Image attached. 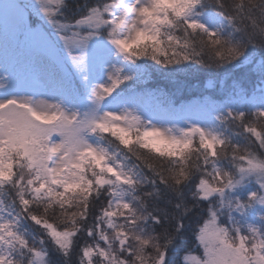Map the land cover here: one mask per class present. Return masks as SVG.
<instances>
[{"label":"snow or ice","instance_id":"1","mask_svg":"<svg viewBox=\"0 0 264 264\" xmlns=\"http://www.w3.org/2000/svg\"><path fill=\"white\" fill-rule=\"evenodd\" d=\"M202 4L203 0H180V6H173L167 16H161L157 14L159 0H110L103 8H87L78 18L75 27H72L78 30L72 31L70 37L65 34L60 38L69 48L70 55L72 51L77 53L71 55V62L85 83L88 81V76L83 75L88 71V49L95 47L98 56L106 59L104 48L98 40L101 30L107 25L115 32L137 15L143 17L145 27L136 28L133 24L135 36L130 42L126 43L123 39L114 41L122 50L126 51L133 44L146 39L162 45L156 48V52L164 51V46H170L173 42H176L177 49L188 47L191 43L192 56L207 55L217 66L237 60L241 64L253 61L258 63L256 58L259 56V65L264 67V51L257 52L259 46L255 36H250L248 47L242 48V45L229 43L219 30H210L194 18L193 8ZM113 9H120V15L117 16ZM43 11L51 16L50 10ZM239 11L238 19L235 13L225 10L222 2L217 4L215 10L236 32H240V25L250 18L243 14L247 11L244 3L239 5ZM31 15H37L33 5L22 3L21 0H0V24L11 26L17 39L33 42L41 39L39 30L29 24ZM177 30L179 35L176 34ZM60 32H64L62 25L57 29V34ZM181 34H184L183 38ZM196 34H200V40L191 41L190 38ZM221 44L226 45V48L214 51ZM177 54L189 59L188 53ZM153 58H156L155 53ZM198 62L204 61L201 59ZM113 71L117 75L111 78L109 84L92 86L94 107L83 117L79 111H66L59 103L49 104V108L55 111L45 114L26 99L9 97L0 100V191L8 184L14 189L10 201L0 199V213L6 214L0 215V264H17L16 256H25L29 264H46L49 242L63 256L70 257L81 233L88 241L94 242L93 246L86 244L79 248L81 264L84 259L91 264L94 256L110 264H128L122 254L126 252L131 257L134 253V248L128 243L133 231L140 225L164 222L167 211L155 198L160 185L167 184L164 173L136 154L133 155L147 170L143 175L137 173L135 168L129 169L122 161L115 163L114 156L88 144L84 135L86 129L103 127L108 123L95 119L96 108L107 95L131 79L130 74L125 75L123 68L115 67ZM9 77L11 79V73ZM251 116L264 118V108L254 112L229 109L226 114L218 115L217 120L238 121L239 127L253 138L256 148L264 151V133L250 125ZM45 117L47 122H44ZM116 131L123 145L130 150L132 145L125 138V131ZM160 142L168 144L170 148L182 146L183 151L176 156H172L168 149L164 150L169 152L171 159H181L185 153L193 150L194 144L196 150L203 153L197 157V165L205 175L211 169L213 177L220 183L210 187L208 182H201L200 200H213L217 192L222 196L240 192L247 187L253 176L256 177L254 187L243 196H234L227 201L229 220L232 219L231 213L235 212L248 220L246 229L253 234V238L261 237L252 245V249H249L246 242L245 229L239 225H233L232 228L233 232H240L238 242L234 244L228 238L229 230L227 226L222 227L220 221L223 209L218 211L215 205L209 203L203 217L196 212L195 221H188L193 230V244L189 245L182 256L179 253L182 264H264V227H261L264 225V176L260 175L264 173V160L259 158L257 152L247 148L244 152L249 154L243 155L240 143L234 142L227 135L208 131L196 123L182 129L181 135L162 136ZM225 144L228 150L222 156L219 151L222 147L217 148V145L224 147ZM148 147L153 148L156 155H162L161 148L155 144ZM9 152L16 153L20 165L27 167L26 175H18L14 171L15 161L5 163ZM238 159L244 161V166L238 168V177L234 178L230 172L225 176L221 169L224 160ZM144 181H147L146 185ZM77 197L80 198L78 216L71 211ZM36 201L50 203L54 214L59 210L68 217L67 222L58 224L54 218L38 215L33 211ZM175 206L179 208L181 204L178 202ZM198 207L195 203L191 205L192 209ZM187 216L189 208L186 207L177 223L178 231H184V217ZM21 218L38 226V231L43 235L29 239L19 230ZM117 247L121 254L119 259ZM254 249H259L255 253V260L249 254ZM161 264H168L167 249L162 253Z\"/></svg>","mask_w":264,"mask_h":264},{"label":"clouds","instance_id":"2","mask_svg":"<svg viewBox=\"0 0 264 264\" xmlns=\"http://www.w3.org/2000/svg\"><path fill=\"white\" fill-rule=\"evenodd\" d=\"M108 2L109 0H95L94 5L89 7L99 6L103 8ZM159 2L160 8L157 9V14L161 16H167L169 12L172 11L173 6H180V0H159ZM221 2L225 5V10L235 13L238 19L240 18L239 5L244 3L247 11L243 14L244 16L250 17L240 25L242 29L240 32H236L232 25L231 29L228 30L217 28L216 30H219L220 33L224 32V34H222L223 38L229 43L239 44L242 45V48H246L248 47L249 37L255 36L259 49L264 50V0H203L202 5L193 8L194 18L200 19V17L196 15L197 12H207L209 10L215 12L217 4ZM26 3L35 6L37 16L42 23H46L56 32L58 27L62 25L65 34L71 30L72 25H75L78 18L84 13L81 12L79 15L75 16L71 15L70 13L73 9L71 0H26ZM80 7L81 5L76 4L77 9ZM43 9L50 10L51 16L46 15ZM113 11L116 12L117 16L120 15V9H113ZM133 24L136 28L145 27L143 17L137 15L134 18H130L124 27L118 28L115 32L107 25L101 30L98 40L99 43L102 44L104 50H106L107 58L102 59L98 56L95 64H88V71L83 74L88 76V81L85 83L84 88L85 104L83 110L79 108L74 110L79 111L82 117L94 107L92 86L101 83L109 84L111 78L117 75L114 73L113 69L118 65L122 66L125 75L129 74L130 71L135 68L144 67L138 63L142 59L152 61L155 65L159 66L186 67V62L194 61L196 64H202L206 67H218L215 62L208 59L207 55L204 57L192 56L191 43H189L188 47L177 49L175 47L176 42H173L170 46H164V51L156 52V48L162 45H157L156 41L146 39L137 44H133L126 51L122 50V47L114 41L123 39L126 43L130 42L135 36V29L132 28ZM149 34H151V32H149ZM181 35L183 38L184 34ZM190 39L191 41L198 42L200 40V34H196ZM93 43L95 44L96 42L94 41ZM225 48L226 45L221 44L217 46L214 51H220ZM141 53H143V55H141ZM153 53H155V59L153 58ZM177 53H188L189 59H184L182 55H178ZM201 59H203L204 62H198ZM259 63L258 61L257 64L259 65ZM145 71L149 72L150 75V70L146 67ZM252 71H259L261 75L264 76V67L254 66ZM208 82L209 79H206L204 82L205 87L208 86ZM10 84L11 79L9 75L0 73V87L4 90L8 88ZM107 98L108 99H104L102 104L96 108L94 115L97 121H107L108 123L103 127H92L85 130L84 135L88 144L109 152L115 157V163H120L122 161L129 169L135 168L137 173L143 175L147 170L143 168L141 161L137 160L133 154L139 155L143 161L150 163L155 166L157 170L162 171L167 180V184L160 185V191L155 195L157 202L167 211L164 222L155 225L148 224L147 226H138L133 231L131 239L128 241L129 246L134 248V253L131 257H129L126 252L123 253V259L127 260L128 264H161L162 253L165 249H167L169 253L180 246L183 247V250L180 252L182 256L190 245L188 236H192L193 234V230L188 224L191 215L195 210L199 209L200 216L203 217L206 214V205L209 203L215 205L218 211L223 209L220 221L221 226H227L229 230L228 238L234 244L238 242L240 232H233L232 228L233 225H239L241 228L245 229L246 242L249 249H252V245L261 237L255 236V238H253V234L247 232L246 229L248 220L238 216L235 212L231 213L232 219L229 220L227 201L234 196H243L248 189L254 187L256 177L253 176L250 182L247 183V187L240 192H230L223 196L217 192L213 200H200L199 197L202 195V191L199 185L201 182H208L210 187L220 183L218 179L213 177L212 170H207V174L205 175L197 165V157L202 156L203 153L196 150V147L193 146V150L189 153H185L181 159H171L169 152H171L172 156H176L183 151L182 146L176 145L170 148L168 144L160 142L162 136L170 137L181 135L182 129H187L194 123L184 126L176 123H172L171 126H169V124H162L133 106H125L123 104L111 106L112 94L107 95ZM21 99L28 100L45 114L54 113L55 111V109L49 108V104H56L54 102H49L41 98L34 99L32 96L23 97ZM260 108H264V105L258 106L250 112H254ZM133 117H138V119L133 120ZM37 119H40V117H37ZM44 122H47L46 117ZM229 122L240 129L242 142L241 140H234L233 138L232 140L241 144L242 154H249L248 152H244V149L247 148L250 151L257 152L259 158L264 160V151H260L256 148L253 138L239 127L237 121ZM249 123L252 127L264 133V118L251 116L249 118ZM118 129H123L125 131V138L128 139L132 145L130 150L127 146H124L119 139L118 131H116ZM150 144H155L160 147L162 155H156L154 149L148 147ZM200 147L203 148L204 146L200 145ZM165 149H168L169 152L164 151ZM227 150V144L219 149L222 156ZM13 161H15L13 167L16 173L18 175H26L28 171L27 167L20 165L16 153L9 152L5 157V163H13ZM241 166H244V161L242 160H224L221 169L224 171L225 176L230 172L232 176L236 178L239 175L238 168ZM260 175L264 176V173ZM144 184L146 185L147 181H144ZM8 185L11 186V184ZM3 191L13 192L14 189L11 186L10 188H5ZM79 199V197L76 198L75 207L71 209L77 216L80 213L78 204ZM160 201L163 203H160ZM178 202L181 204L179 208L175 206ZM194 203L198 204L199 207L192 209L191 205ZM186 207L189 208V216L184 217L185 228L188 229L187 234H185L184 231L181 232L177 230V223L182 217L184 208ZM33 211L40 216L49 219L54 218L58 224H64L68 219V217L59 210L54 214L52 205L43 201H36ZM261 227H264V225H261ZM86 244L88 246H93L94 242H90L87 238H84L79 243V248ZM51 247L53 251L61 254L55 246L51 245ZM79 248H74L70 257H65L61 254L64 259V264H81L82 254ZM116 251L119 259L121 254L118 247ZM256 252H259V249H254L249 253L253 260L256 258ZM73 255L75 256L74 260L72 259ZM15 259L17 264H29V260L25 256H16ZM46 264H53L50 257L46 259ZM83 264H89V261L84 259ZM91 264H110V262H102L98 257L94 256ZM175 264H182V260L178 257L175 260Z\"/></svg>","mask_w":264,"mask_h":264},{"label":"trees","instance_id":"3","mask_svg":"<svg viewBox=\"0 0 264 264\" xmlns=\"http://www.w3.org/2000/svg\"><path fill=\"white\" fill-rule=\"evenodd\" d=\"M71 2L73 9L70 14L75 16L94 5L95 0H71ZM76 4L81 7L77 9ZM197 13L200 22L208 26L210 30L231 29V25L223 17L218 16L217 12L209 10ZM176 34L179 35V30ZM260 51L264 50L257 49V52ZM260 59L261 57L257 56L256 60ZM138 63L144 67L131 70L129 73L131 79L118 87V91L120 90L125 99L136 98L139 103L148 104L153 113L167 112L171 118L176 117L182 120L190 117L198 121L205 120L214 132L242 142L240 129L236 125L219 121L216 117L226 114L229 109L250 112L264 105V92H262L264 76L259 71H252L254 66L261 67L256 61L241 64L237 60L218 67H206L194 61L186 62V67L159 66L143 59ZM145 67L150 70V75L145 71ZM206 79H209L207 87L204 86ZM196 144H198V137ZM196 144L193 146L195 147ZM220 147L223 146L217 145V148ZM10 187V185L6 186V188ZM13 194L11 191H0V199L8 202ZM160 203L163 202L160 201ZM196 212H199V209L195 210L190 217L193 222L196 219ZM0 215L6 214L0 213ZM19 230L24 232L29 239L43 235L38 231V226L32 225L30 221L23 218H21ZM184 232L187 234L188 229L185 228ZM84 238L87 237L81 234L76 248H79V243ZM188 241L190 245L193 244L191 235L188 236ZM36 242L39 243V240L37 239ZM182 250L183 247L180 246L170 251L168 264H175ZM47 253L46 259L50 257L53 264H64L62 255L52 250L50 242L47 246ZM72 259H75L74 255Z\"/></svg>","mask_w":264,"mask_h":264},{"label":"rangeland","instance_id":"4","mask_svg":"<svg viewBox=\"0 0 264 264\" xmlns=\"http://www.w3.org/2000/svg\"><path fill=\"white\" fill-rule=\"evenodd\" d=\"M21 2L26 3V0H21ZM29 24L39 30L41 34L39 41L17 39L11 26L5 27L0 24V73L6 75L11 73L10 86L4 90L0 87V100L9 97L32 96L34 99L41 98L49 102L60 103L69 112L78 108L83 110L85 81L71 62V55L77 53L72 51L70 55L69 48L60 38L65 33L57 34L46 23H42L37 15L29 16ZM77 30L71 28L67 35L70 37L72 31ZM104 55L107 58L106 50H104ZM97 57L98 53L95 47H90L88 49V64L94 65ZM116 67L122 68L119 65ZM262 92H264V82ZM116 104L133 106L162 124L171 126L172 123H176L184 126L196 123L206 130L216 133L205 120L198 121L192 117L182 120L176 117L171 118L167 112L153 113L148 104L139 103L136 98L125 99L118 88L112 93L111 106Z\"/></svg>","mask_w":264,"mask_h":264}]
</instances>
